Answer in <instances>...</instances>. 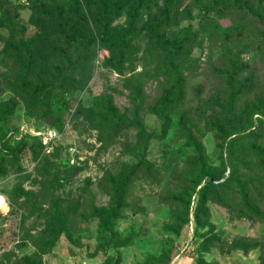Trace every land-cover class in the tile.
<instances>
[{"label":"rangeland","instance_id":"374dc122","mask_svg":"<svg viewBox=\"0 0 264 264\" xmlns=\"http://www.w3.org/2000/svg\"><path fill=\"white\" fill-rule=\"evenodd\" d=\"M46 1L0 0V264H259L236 240L264 224L229 220L221 187L200 207L197 192L264 116V24L232 11L264 17V0ZM5 23L27 29L40 98ZM40 25L71 27L77 54Z\"/></svg>","mask_w":264,"mask_h":264},{"label":"trees","instance_id":"16d2710c","mask_svg":"<svg viewBox=\"0 0 264 264\" xmlns=\"http://www.w3.org/2000/svg\"><path fill=\"white\" fill-rule=\"evenodd\" d=\"M211 1L216 4H221L222 2V0ZM46 2L48 7L53 4V0H48ZM243 7L246 10L242 9ZM221 8L226 9V7ZM232 11L233 14L237 15L245 13V15H243L244 18L249 17L250 19L251 17V19L258 21L260 24H264V17L254 12L251 6L238 5ZM3 26L11 33L13 41L19 43L21 54L27 62L23 75L24 80L20 88L24 90V92L27 91L26 97L30 99L42 97L44 95L43 92L36 94L35 91V93L33 92L28 95L30 89L32 90L35 88L39 89V91H45V89H43V81L40 78H31V58L27 50L21 46L22 42L17 38L18 36H25L27 29L23 26H14L9 23H5ZM39 28V31L45 38L64 40L61 53L66 56L67 62L71 55L77 54L76 52L82 42L80 38L70 40L71 37L68 31L71 27H68L60 33H54L49 28L45 29V26L41 25ZM167 56L170 58L171 53L168 52ZM79 69V71L82 72L84 68ZM171 75L176 78L175 75H177V73L174 67L171 68ZM63 85V83L60 84V86ZM21 89H18L16 92L22 94V91H20ZM251 128L252 129L242 130V132L235 133L230 137L225 148V161L229 172L225 173L223 177L219 179L210 180L207 185L199 188L197 192V207L202 206L206 193L212 187H221L218 193V200L220 204L226 208L229 220H246L253 224H264V116L256 119L255 125ZM238 143H247L248 145L240 154L235 153V147ZM226 174L227 176H225ZM220 180H223V182H219ZM115 209L113 208L111 211H115ZM101 230L102 233H104V225L101 227ZM236 246L242 253L258 249L260 252L259 264H264V238L260 241H247L245 243L236 240ZM111 258L113 259V264H117L118 257L113 256ZM196 264L199 263L197 262Z\"/></svg>","mask_w":264,"mask_h":264},{"label":"built area","instance_id":"2783aa9c","mask_svg":"<svg viewBox=\"0 0 264 264\" xmlns=\"http://www.w3.org/2000/svg\"><path fill=\"white\" fill-rule=\"evenodd\" d=\"M56 138V133L54 131H48L44 135H42V138L40 140L43 148L46 150L49 147V144L54 141ZM227 176V174L225 175ZM219 182H223V180H220ZM217 183V182H216Z\"/></svg>","mask_w":264,"mask_h":264}]
</instances>
